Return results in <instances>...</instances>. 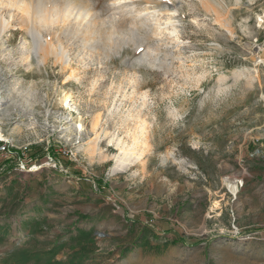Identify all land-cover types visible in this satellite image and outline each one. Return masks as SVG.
<instances>
[{
  "label": "rangeland",
  "instance_id": "rangeland-1",
  "mask_svg": "<svg viewBox=\"0 0 264 264\" xmlns=\"http://www.w3.org/2000/svg\"><path fill=\"white\" fill-rule=\"evenodd\" d=\"M74 1L141 41L52 33L62 69L0 37V264H264V0H128L178 29L159 43L118 0Z\"/></svg>",
  "mask_w": 264,
  "mask_h": 264
},
{
  "label": "bare ground",
  "instance_id": "bare-ground-1",
  "mask_svg": "<svg viewBox=\"0 0 264 264\" xmlns=\"http://www.w3.org/2000/svg\"><path fill=\"white\" fill-rule=\"evenodd\" d=\"M118 1L121 3L119 5L120 7L118 8L123 10L128 9L131 15H133L135 12H138L137 5L134 2H127L128 0ZM201 1L208 8L213 7L211 0ZM5 11L10 14V19L5 16ZM133 16V24L135 25V28L145 29L146 32H152L157 38L158 43L162 41V38L160 37L163 34L167 35L168 39L172 41L178 39L179 37V31L173 25V23L163 24L162 22H160L157 11L143 16ZM115 19L116 17H112L107 22H109L113 26ZM13 21H15V24L13 23ZM94 21L95 20L91 18L90 9L88 8V6L79 4L74 0H0V37L13 26L19 25L20 27L25 28L26 33L31 38V55L35 57L39 66H46L48 59L50 57H53L54 63L60 64L62 69H66L68 67L70 62L69 49L65 47L63 43H60L59 46H57L56 44L55 46L53 43L54 41H52L53 37H50L52 33L56 35V33L58 34L60 32L61 34L62 30H65V32L70 36H81L80 38L85 47L86 44H90L89 42H95L97 40L104 42V46H109V40L113 41L112 39H114V37L119 38L117 41H115V48L121 47L122 44L124 45V43L130 40H132L133 43H139L141 41V39L131 37V34L135 32L133 30L131 32L126 31L127 33L118 31L117 29L119 25L118 27H116L117 29L114 27V25V30L111 31V34L108 33L110 35L106 37L107 33H104L99 25ZM107 22L106 24H108ZM103 23L104 22L99 23L100 26H102ZM77 33L79 35H77ZM45 35H49V37H46ZM77 38L79 39V37ZM99 45L100 43L98 42V46ZM94 46H96V44ZM94 46L92 45L91 47ZM159 46V44H156L155 47L151 46V48H149V51L147 50V54L150 55V53H153L152 51L158 50ZM109 50L111 49L109 48ZM15 89L16 87L7 88L8 96H10V94H12ZM18 91L19 90H17V92ZM71 97L72 95L70 93H64L61 96L60 101L61 103L67 105L69 104ZM75 125L77 130H83L84 124L82 121V117H80ZM0 139L10 138L0 129ZM135 139H138V137H136ZM136 142L137 141L134 140V144H136ZM131 147L133 148V146ZM120 149L125 154L124 160H126L127 155H129L130 151L129 148L122 145L120 146ZM135 149L133 151H135ZM122 157H124V155ZM119 166L121 167L122 164L120 163ZM230 187L234 191H237L238 189V186L236 185H230Z\"/></svg>",
  "mask_w": 264,
  "mask_h": 264
},
{
  "label": "built area",
  "instance_id": "built-area-1",
  "mask_svg": "<svg viewBox=\"0 0 264 264\" xmlns=\"http://www.w3.org/2000/svg\"><path fill=\"white\" fill-rule=\"evenodd\" d=\"M11 143L7 139H0V161L8 159Z\"/></svg>",
  "mask_w": 264,
  "mask_h": 264
}]
</instances>
